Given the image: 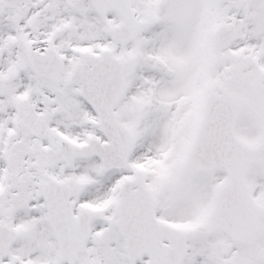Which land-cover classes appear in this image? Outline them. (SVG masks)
Segmentation results:
<instances>
[{
  "label": "snow or ice",
  "instance_id": "1",
  "mask_svg": "<svg viewBox=\"0 0 264 264\" xmlns=\"http://www.w3.org/2000/svg\"><path fill=\"white\" fill-rule=\"evenodd\" d=\"M0 264H264V0H0Z\"/></svg>",
  "mask_w": 264,
  "mask_h": 264
}]
</instances>
